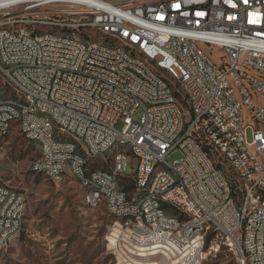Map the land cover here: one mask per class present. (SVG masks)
<instances>
[{"label": "built area", "instance_id": "built-area-1", "mask_svg": "<svg viewBox=\"0 0 264 264\" xmlns=\"http://www.w3.org/2000/svg\"><path fill=\"white\" fill-rule=\"evenodd\" d=\"M36 17L86 35L85 46L53 40L52 32L35 26ZM16 20H31L41 40L18 28L16 38L0 31L6 65L0 94L20 104V112H12L0 102L1 136L13 127L6 116L21 115L22 138L48 152V162L35 158L34 166L50 171L55 183L75 174L83 192L92 185L90 207L108 197V213L124 225L125 213H134L132 250L148 239V224L163 240L174 235L166 210L177 208L182 233H188L179 244L197 248L194 262L224 245L241 264H264V0H0V21ZM113 41L129 42L146 64L124 60ZM203 47L218 48L221 61L213 62ZM150 65L172 72L173 92L149 75ZM16 81H23V90H16ZM174 94L189 102L188 129H181L182 104H173ZM40 110H50V117H40ZM64 137H78V144L65 145ZM110 142L133 146L134 176L123 178L133 192L130 207H121L119 190L112 189L122 161H105ZM174 153L179 159L168 162ZM87 159L110 167L87 171ZM162 167L169 175H155ZM150 177H157L155 190H146ZM2 199L13 229L0 219V245L20 231L15 190ZM198 216H206L205 225H196ZM112 231L123 237V226L113 223ZM195 231H204V238L194 239ZM225 238H232V247H225ZM159 256L179 259L174 252Z\"/></svg>", "mask_w": 264, "mask_h": 264}, {"label": "rangeland", "instance_id": "rangeland-1", "mask_svg": "<svg viewBox=\"0 0 264 264\" xmlns=\"http://www.w3.org/2000/svg\"><path fill=\"white\" fill-rule=\"evenodd\" d=\"M45 19L35 18L37 21ZM28 21L24 20L25 23ZM49 27L42 28L48 31ZM203 50L213 62L221 61L218 48L203 47ZM164 75L172 78L168 72ZM2 83L0 77V85ZM140 116L141 110H138L134 119L138 120ZM118 127H121V123ZM37 156L35 144L22 138L15 126L0 138V185L22 193L25 199L21 229L5 245L0 246V264H137L140 250L148 247L139 246V242L135 243L134 250L130 247L137 236L136 222L125 220L124 225V219L111 216L104 205L88 207L82 188L72 176L55 183L35 174L31 164ZM179 157V153H174L167 160L171 163ZM90 165L101 170L110 167V163L102 164L99 159H90ZM113 223L123 226V237L116 239V232L112 231ZM182 230L167 236L178 237ZM154 232L148 227V233ZM198 232L204 238V231ZM173 251L174 248L168 246L167 254ZM156 252L151 250L152 255ZM219 252L220 257H217ZM148 260L158 264H171L173 261L159 254L141 261ZM219 261L237 264L234 252L224 248V245H218L217 251H208L207 255L199 256L193 264H219Z\"/></svg>", "mask_w": 264, "mask_h": 264}, {"label": "bare ground", "instance_id": "bare-ground-1", "mask_svg": "<svg viewBox=\"0 0 264 264\" xmlns=\"http://www.w3.org/2000/svg\"><path fill=\"white\" fill-rule=\"evenodd\" d=\"M46 21H37L35 20V26L40 25L50 26V30L44 32H52V39L57 41H68L71 45L74 46H85L86 44V35L82 33H78L75 30H57V23L50 22V18L45 19ZM41 27V28H42ZM18 28L19 31H25V37L32 40H41V31H33V23L28 21L27 23L24 20H16L15 23L10 21H0V31H3L4 38H16V30ZM113 50L115 52L120 53V56L124 58L126 61H132L135 65H145L146 57H144L139 52L131 51V47L129 46V42L126 41H113ZM170 73L172 76V72L167 71V69L160 67L158 65H150L148 66V73L151 77H156L161 80H165L166 92H173L174 89V79L173 77L169 79L164 75V73ZM0 74H6V65L4 63V56L0 53ZM49 87H56L55 78H48ZM16 90H23V81H16ZM0 102H6L7 108H9L12 112H20V104H17V100L15 98H11V95L0 94ZM173 104H182V110H180V125L181 129H188V112H189V102H183V96L181 94H174L173 96ZM40 117H50V110H40ZM241 118H248V111H241ZM6 123H13V127L15 126L21 136L25 133V121L21 115L17 114H8L6 116ZM12 127V128H13ZM11 128V129H12ZM1 136L0 131V138ZM28 142L35 144V140L27 139ZM65 145H77L78 137H64ZM37 147V145L35 144ZM38 149V159L41 162H48V152L43 148ZM120 157L122 161V165L120 167V175L114 176L112 180V189L119 190L120 193V206L121 207H130L133 201V192H131L130 182H123V178H131L134 176V170L136 166V158L133 153V146L127 145V142H110L104 148V158L105 161H117V158ZM84 169L87 171H95L98 169H94L90 165V159L84 161ZM31 170L35 174H39L46 179L55 182L54 176L52 173L46 169H43L39 166H34V161L31 164ZM155 175H169V167L155 168ZM68 176H72L75 179V174L63 175L61 178V182H63ZM157 185V177H150L147 179L146 190H155ZM81 187V186H80ZM6 189H0V219H6V229H13V219H7L8 217V209L7 206H3L2 198H9V190H12L8 187ZM92 193V185H85V192H83L84 202L90 207V194ZM15 199H18V210L16 217V226L18 229H21L23 223V216L25 211V199L22 196V193L15 191ZM104 205L107 209L108 206V197H101L98 201V206ZM115 217V216H114ZM182 213L177 210V208H168L166 210V218L169 220L175 221L174 225V233L184 230V221L181 220ZM122 219L123 218H118ZM125 220L127 221H135L136 215L134 213H125ZM196 225H205L206 216H198L196 217ZM148 227L152 230H155V224H148ZM183 230L181 232H183ZM156 231V230H155ZM15 234L6 236V243L14 236ZM188 237V233H181L180 236L176 237V241L174 242V238L167 236L165 234L164 240L163 236H156V232L148 233V239H142L139 242V246L148 248L141 249L139 254L137 255L140 260H138L137 264H158L157 262H152V260H148L147 262H143L144 258L155 256L156 254L163 256H170L167 254L168 246L170 248H174V258H179L176 262L171 261V264H193V262L197 258V248L196 247H188L183 244H179V242H187L186 239ZM194 239H201L198 231L194 232ZM4 243V245L6 244ZM186 245V244H185ZM225 245L228 247H232V238H225ZM1 246V245H0ZM218 247V245H217ZM154 249L157 252L155 254H151V250ZM145 250H149L146 251ZM184 252V253H181ZM175 254L177 256H175ZM167 260L168 257H164ZM182 260V261H181ZM181 261L180 263H178ZM237 264H241L240 258H236ZM161 264V263H160ZM163 264V263H162Z\"/></svg>", "mask_w": 264, "mask_h": 264}, {"label": "trees", "instance_id": "trees-1", "mask_svg": "<svg viewBox=\"0 0 264 264\" xmlns=\"http://www.w3.org/2000/svg\"><path fill=\"white\" fill-rule=\"evenodd\" d=\"M181 220H182V219H181ZM220 253H221V252H219L216 256H217V257H218V256L220 257ZM219 264H233V261H230V262H227V263H226L225 261H219Z\"/></svg>", "mask_w": 264, "mask_h": 264}]
</instances>
